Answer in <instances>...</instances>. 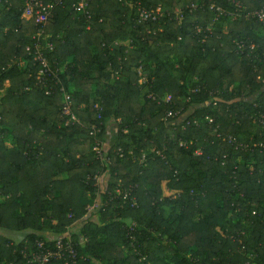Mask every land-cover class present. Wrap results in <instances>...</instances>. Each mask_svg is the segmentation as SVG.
Wrapping results in <instances>:
<instances>
[{
	"label": "trees",
	"instance_id": "1",
	"mask_svg": "<svg viewBox=\"0 0 264 264\" xmlns=\"http://www.w3.org/2000/svg\"><path fill=\"white\" fill-rule=\"evenodd\" d=\"M25 1H0V264H25L26 246L67 234L79 264H264V156L238 153L226 138L259 136L258 117L248 113H264V25L241 17L227 31L207 29L211 1L234 11L237 0H202L192 12L187 7L198 0H91L88 21L76 0H62L45 31L55 43L45 54L58 69L47 92L26 49L38 27L21 17ZM240 1L247 11L264 6ZM138 5H161L170 16L140 23ZM238 39L255 51L239 53ZM194 86L201 89L191 94ZM66 93L80 122L65 126ZM96 103L106 166L89 134L99 123ZM170 109L179 113L166 117ZM206 115L211 123H192ZM199 147L203 155L195 156ZM98 173L99 184L88 179ZM117 186H132L137 205L111 199ZM97 200L89 216L87 205ZM241 230L242 240L230 237Z\"/></svg>",
	"mask_w": 264,
	"mask_h": 264
},
{
	"label": "built area",
	"instance_id": "2",
	"mask_svg": "<svg viewBox=\"0 0 264 264\" xmlns=\"http://www.w3.org/2000/svg\"><path fill=\"white\" fill-rule=\"evenodd\" d=\"M1 1V0H0ZM91 0H76L74 3V8L77 11L79 15L85 16L87 21L91 18V15L89 13V6H90ZM234 6L235 10H229L224 8L221 5H218L214 1H211L208 5L209 8L212 10L213 18H212V24L207 26V29L213 28V22L217 21L220 17H228L230 19H237L241 17H245L247 19H253L256 20L258 23L264 25V6L262 8L254 9L252 11H247L244 7L243 3L240 0L237 1H231ZM62 0H50L47 2H44L43 0H26L22 9L21 17L23 19L29 20L31 18L36 19L37 22V32L33 36L34 42L32 44H29L26 49L30 54L33 55V61L34 64L38 65V83L43 84L47 87V92H49L48 84L52 80L58 79V69H54L48 57L45 54V50L53 51L55 49V43L51 41V36L49 34H45L46 27L48 20L53 17L54 9L58 4H61ZM205 2L202 0H198L197 2H192L187 8L190 12L193 10L204 7ZM176 17L183 16L184 11L180 9L176 12ZM170 12L164 11L161 7V5H158L156 7L152 8H146L141 5L137 6L136 9V17L137 21L140 23H146L149 21H157L160 22L163 18L169 17ZM87 28H90V24H87ZM202 28L200 27L199 30ZM116 44V43H115ZM236 44V50L239 53H244L245 51L253 52L256 49V45L254 43H250L249 45H246L245 41L242 39H238L235 41ZM104 45V44H103ZM141 70V68H140ZM118 74V72H116ZM196 79V77H195ZM146 82V76L143 75L139 79V83H145ZM199 86H194L191 88L190 92L191 94H196L200 91ZM149 97H153L152 94H149ZM71 95L69 93H66L65 96V105L62 109V115H63V125L68 124H74L80 122L77 115L73 112L72 109V99ZM190 97L186 98V101H189ZM166 102L171 101V95H168L165 99ZM95 107L97 108V118L99 120L98 124H92L89 128V134L94 137V142L92 144V151L95 155V157L102 163V165L106 166L111 163V157L107 154L105 151V143L101 141L98 137L99 133L102 131V105L100 103H96ZM179 113L178 110L170 109L166 113V117H175ZM249 117L251 119L258 117V123L261 124L260 126V132L259 136L256 138L255 133L256 131L252 130V134L249 135V138L247 140L238 139L237 136L233 134H229L227 138L228 144H230L235 151L238 153H255L258 152L259 154L264 156V113L257 114L256 112H250L248 113ZM213 121V117L211 116H204V118H198L195 117L192 120L193 124L200 125L202 122H209L211 123ZM218 128V126H217ZM217 128L214 129V132H217L218 136H220V133L217 131ZM179 146L182 147H189V144L184 141H179ZM119 152V155L122 157L124 155L122 147H119L117 149ZM158 153V151H157ZM160 153V152H159ZM129 154L131 156H135L134 151L130 150ZM162 154V153H160ZM194 155H203L202 148H195L194 149ZM240 157V156H239ZM162 158H165L164 154H162ZM229 154H224L222 157V165H226L228 161ZM241 158V157H240ZM238 158L235 160L234 168H237L236 161H240L242 159ZM139 163L142 165H146L148 161V153L145 151H142L141 155L138 157ZM235 172V170H234ZM260 172L263 175L264 178V168L260 169ZM100 173L95 174L93 176H89L88 179H92L95 181L96 184H99L100 182ZM132 192V186L125 187L121 189L120 186H117L112 193H110L111 199L117 197L118 195L121 196L124 201H127L132 207L137 205V200L134 196L131 195ZM100 201H93L92 206L91 203L87 205V214L91 216L92 214H95L100 207ZM252 214H256L255 211L252 212ZM87 215V216H88ZM95 218V216H94ZM137 227L136 221H132L127 225V228L129 229V235L130 240H132L131 244L132 246L136 245L137 238L135 235V230ZM246 232L245 230L237 231L235 234H231L230 237L233 240H242V236H245ZM85 241V239H84ZM84 241H82L84 243ZM137 248L134 247V250ZM22 257L25 260V264H54L58 262L59 264H79L80 258H83V256L79 253V250L77 249L76 243L73 241L70 234H67L64 237H58L55 239H51L49 243H45L43 240H39L35 243V245L26 246L22 251ZM145 256H141V260H145ZM241 264H250V262L241 263Z\"/></svg>",
	"mask_w": 264,
	"mask_h": 264
},
{
	"label": "rangeland",
	"instance_id": "3",
	"mask_svg": "<svg viewBox=\"0 0 264 264\" xmlns=\"http://www.w3.org/2000/svg\"><path fill=\"white\" fill-rule=\"evenodd\" d=\"M229 20H230V18H228V17H227V19L226 18L222 19L220 17L217 21L213 22V28H217V29H221V30L227 31L226 30L227 29V23H228ZM92 205L93 204L91 203V206Z\"/></svg>",
	"mask_w": 264,
	"mask_h": 264
},
{
	"label": "crops",
	"instance_id": "4",
	"mask_svg": "<svg viewBox=\"0 0 264 264\" xmlns=\"http://www.w3.org/2000/svg\"><path fill=\"white\" fill-rule=\"evenodd\" d=\"M10 236L14 237L15 239H20L22 237V235L17 233H12Z\"/></svg>",
	"mask_w": 264,
	"mask_h": 264
}]
</instances>
